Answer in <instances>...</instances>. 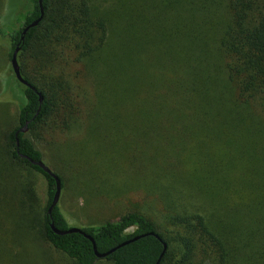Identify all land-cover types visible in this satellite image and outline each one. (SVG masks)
<instances>
[{"label": "trees", "instance_id": "trees-1", "mask_svg": "<svg viewBox=\"0 0 264 264\" xmlns=\"http://www.w3.org/2000/svg\"><path fill=\"white\" fill-rule=\"evenodd\" d=\"M29 2L0 27L33 87L14 74L15 114L6 121L0 107V264L31 234L73 264L102 260L84 235L52 230L71 228L59 203L48 213L56 181L27 159L63 190L84 154L98 185L127 170L120 183L145 198L146 211L80 228L100 253L146 235L103 260L157 264L166 244L160 264H264V0H43L21 41L41 15ZM77 127L82 146L66 137L57 148L61 175L37 143ZM33 172L47 181L44 213Z\"/></svg>", "mask_w": 264, "mask_h": 264}, {"label": "rangeland", "instance_id": "rangeland-1", "mask_svg": "<svg viewBox=\"0 0 264 264\" xmlns=\"http://www.w3.org/2000/svg\"><path fill=\"white\" fill-rule=\"evenodd\" d=\"M30 6L29 0H1L0 27L12 26L17 16L30 10ZM13 28H17V26L14 25ZM13 50L14 46L9 36L0 35V107H7L4 113L5 120L15 114L17 105L12 100V97L20 95L21 92L15 81L11 66ZM66 137L76 142L81 141L82 146V142L85 140V131L77 127L74 132L67 135L56 132L48 136L46 133H42L40 142L37 143L45 153L47 164L61 175L63 174L62 170L67 169V167L64 166V160L60 157L59 149L57 151V148L62 147L60 145ZM77 164H79L77 169L71 172L73 173L71 184H69L68 180H65V186L59 201V207L71 227H96L115 221L127 212L136 210L137 205H139L141 210L146 211L143 194H129L128 192L131 191L129 186L132 184L120 183L121 180L128 179L123 174L129 171L124 170L122 172L123 176L119 177L120 181L115 183L108 181L98 182L103 183L98 185L95 170L91 167L90 154H84L80 157L76 161L75 166ZM144 167L142 163L138 165L135 173L139 177L146 174ZM67 172H70L69 167ZM111 174H117V171L114 170ZM26 180L34 182L37 193L36 209H38V212L44 213L48 205V186L45 177L40 173L33 172L32 175L26 174ZM28 203L31 204L29 201ZM128 232H133V229ZM14 247L17 251L14 250ZM10 251L13 252L15 257L11 261L15 262L14 264H73L63 254L48 249L44 241L36 238L33 234L24 237V241H20V244H15ZM98 264H112V262L102 259Z\"/></svg>", "mask_w": 264, "mask_h": 264}, {"label": "water", "instance_id": "water-1", "mask_svg": "<svg viewBox=\"0 0 264 264\" xmlns=\"http://www.w3.org/2000/svg\"><path fill=\"white\" fill-rule=\"evenodd\" d=\"M39 5H40V12H41V15H40V17H39L36 21H34L33 23H31L30 25H28V26L24 29V31H23V33H22L21 41H24L26 33H27L30 29H32V28L38 26L39 23H40V22L42 21V19L44 18V13H45V11H44V7H43V0H39ZM19 52H20V47L18 46V47L15 49V51H14V53H13V55H12V59H11V66H12L13 72H14V74H15L17 80H18L20 83H22L23 85H25V86H27V87L33 89L32 85H31L28 81H26V80L23 78L22 74H21L20 65H19V63H18V53H19ZM39 96H40V104H42V103H43V96H42L41 94H39ZM27 126H28V123L26 124V127H25L24 129H22V132H23V133H26V132L28 131V127H27ZM18 134H19V133H17L16 136H18ZM17 144L19 145V140H17ZM27 159H28L32 164L37 165V166L40 167L44 172H46L47 174H49L50 176H52L53 179L56 181V193H55V195H54V198H53L52 204H51V206H50V208H49V210H48L49 215H51L52 212H53V209L58 205L59 200H60V197H61V191H62L61 180H60V178H59V177H58V176H57V175H56V174H55V173H54V172H53V171H52V170H51V169H50V168H49V167L43 162V161H33V160L30 159V158H27ZM51 228H52V230H53L56 234H59V235H66V234H71V233H80V234L84 235L85 237H87L88 239H90V240L92 241L93 246H94V251H95L97 257L100 258V259H105V258L108 257L109 255H111L113 252H115L118 248H120V247H122V246H124V245H127V244H129V243H131V242H133V241L139 239L140 237H144V236H146V235H143V236L136 237V238H134V239H132V240H130V241H127V242L122 243V244L119 245L118 247H115V248L111 249L110 251H108V252H106V253H100V252L98 251L97 247H96V243H95L94 239H93L91 236L87 235L82 229L77 228V227H71V228H69V229H67V230H59L58 228H56V226L54 225V223H51ZM151 235H154L156 238L160 239V237H159L158 235H155V234H153V233H151ZM166 250H167V245L164 244V251H163V253L161 254L159 260L157 261V264H160L161 259L163 258V256H164Z\"/></svg>", "mask_w": 264, "mask_h": 264}]
</instances>
